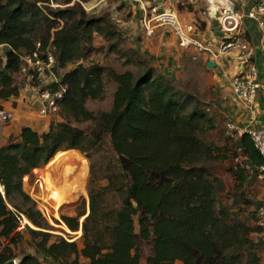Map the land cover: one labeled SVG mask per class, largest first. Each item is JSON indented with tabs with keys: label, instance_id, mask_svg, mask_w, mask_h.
<instances>
[{
	"label": "trees",
	"instance_id": "16d2710c",
	"mask_svg": "<svg viewBox=\"0 0 264 264\" xmlns=\"http://www.w3.org/2000/svg\"><path fill=\"white\" fill-rule=\"evenodd\" d=\"M50 1L0 0V46L6 49L5 61L0 56V101L20 97V55L37 43L51 49L57 72L68 69L59 74L60 84L67 86L61 120L43 134L24 127L0 149V264H42L31 253L15 252L24 229L37 252L56 264H260L259 230L246 209L219 205L225 189L210 165L232 154L222 156L220 148L208 144L216 127L208 104L146 56L139 72L87 64L105 49L96 45L97 37L110 43L109 53L124 54L126 66L133 55L142 54L124 50V35L109 19L86 13L80 1L89 0H62L66 8L57 10ZM197 25L205 31V22L197 20ZM105 77L116 85L112 109L94 113L87 103L106 99ZM74 123H92L95 129ZM238 143L258 173L263 158L247 135ZM107 146L113 155L102 170L94 163L90 167L89 215L81 239L51 234L52 227L24 190V179L60 155L82 153L91 160V154L102 155ZM232 173L241 197L249 175L234 167ZM102 181L107 183L99 185ZM241 205L253 202L244 199ZM22 215L38 229L26 225L19 230ZM84 216L62 220L77 233Z\"/></svg>",
	"mask_w": 264,
	"mask_h": 264
},
{
	"label": "built area",
	"instance_id": "2783aa9c",
	"mask_svg": "<svg viewBox=\"0 0 264 264\" xmlns=\"http://www.w3.org/2000/svg\"><path fill=\"white\" fill-rule=\"evenodd\" d=\"M53 1V0H51ZM206 5L217 8L216 22L221 33V40L209 44L201 38L197 21H189L177 10L163 9L158 4L140 1L145 5L142 26L149 35L158 28H164L172 34L178 47L185 52L194 51V59L205 55L214 63H220L227 55L237 61V74L232 78L233 95L247 105H252L259 95L264 97V0H203ZM256 25L258 40L253 42L246 37V22ZM1 48V46H0ZM3 48V47H2ZM262 58V64L259 59ZM21 69L18 74L23 81L22 88H29L38 94L41 118L53 119L59 116L60 103L67 93V86L60 84L61 78L56 68V57L49 47L43 48L37 43L36 48L29 53L20 55ZM37 84V85H35ZM55 86V88H54ZM14 119V111L0 109V121L4 124ZM227 131L239 140L245 135L249 137L255 149L264 160V129L250 125L239 126L227 122ZM233 167L243 170L249 176L257 175L264 180V164L256 169L244 154L241 144H237L232 158ZM0 194L4 188L0 183ZM19 230H23L22 216ZM253 226L259 230L255 241L264 244V204L256 209ZM17 264V261H15Z\"/></svg>",
	"mask_w": 264,
	"mask_h": 264
},
{
	"label": "rangeland",
	"instance_id": "374dc122",
	"mask_svg": "<svg viewBox=\"0 0 264 264\" xmlns=\"http://www.w3.org/2000/svg\"><path fill=\"white\" fill-rule=\"evenodd\" d=\"M80 2L82 3V6H84V10L89 16L97 18H107L116 26V28L122 31L124 35L123 37L125 39V42L123 41L122 43L124 50L127 48L135 49L139 52L140 50H145L149 56L154 57L155 59H159V61L164 62V64H167L168 60H173V64H175L174 67H180L181 70L179 80H177L179 85L186 88L187 91L196 94L201 100H203V97L205 96V94H207V90H209L210 88L214 73L211 69L207 68L203 60H200V56H198L196 60L194 59V51H183L179 59L180 61H178V59L174 60L175 56H169L167 59L165 57L166 53L163 51L164 49L162 40L165 39V37L169 35V33L164 28H158L155 30L154 34H147L143 26H140V24L137 22V16L132 12L127 0H89L88 2ZM151 2H153V0H151ZM205 4L206 3H204V1L203 3L200 1V7L197 10H194L191 8L192 6L187 3V0H178L175 9H177V11L185 18V15L188 12L194 13L195 20H198L200 22V19H198V15L206 14V11L208 10V8H210L208 10L209 17L212 20L216 19L217 8ZM49 6L52 10H57L66 8L67 5H64L62 0H53L49 2ZM133 23L138 24L139 27L137 25V27L131 28ZM96 45H105V49H102V52L100 54L93 56L89 62H86L87 64L92 62L99 63L106 66L107 68L114 69L118 73H123L127 70H131L133 72L141 71L139 62L145 61L144 59L146 56L143 53H141L142 55H133L132 63L126 66L124 63L126 60L124 54L108 52L107 48L110 45L109 42L104 41V39L101 37H97ZM126 51L128 52L129 50ZM0 56H2L3 61H5L6 49H0ZM67 70H61L60 74L63 75ZM21 79L22 78L20 76H16L17 82L20 85H23V81ZM105 86L106 99L103 101H88L87 108L90 111L99 113L110 111L112 109L113 95L116 85L113 83V81H111V79L105 77ZM74 125L87 131L95 129V125L92 123H74ZM104 151L105 153L103 152L102 155H99L98 153L91 154V160L88 159L85 154L77 151L81 154V156L78 158L83 159L87 165V172L84 177L83 185L84 191L81 190L77 195H75L73 193L74 191H72L69 195L70 198L68 197V199L66 198L65 200H63L57 207H54L55 203L53 200L55 190V177L52 167L53 162L52 164L50 162L48 166H45L43 168L34 169L31 172V175L26 176V179H24V190L35 203L36 209L42 214L47 223L52 227L53 231H51V234L62 236L66 239L75 237L77 235V239H81L83 234L82 224L84 223V218L89 211L88 183L91 164L94 163L97 170L100 171L102 170L103 163L113 155L108 146ZM106 155L107 158L105 160ZM106 183V181H102L99 182V185H103ZM61 186H63V184H61ZM59 188L62 189L63 187ZM223 199V196H220V201H222ZM10 206L13 208L12 205ZM81 212L85 213V216L79 220L81 228L79 229V232L72 233L64 224L62 219L63 217H76L77 214ZM24 218L26 217L24 216ZM29 223L31 229H38L31 222ZM137 224L138 223L136 220V225ZM138 230L139 229L137 225L136 231ZM23 233L24 239L16 247H14L15 252L19 256L23 253H28V251H31V249L33 248L35 249V246L32 244V239L28 234V230L24 229ZM3 244L4 239L0 237V248L3 246ZM79 245L82 246L80 242Z\"/></svg>",
	"mask_w": 264,
	"mask_h": 264
},
{
	"label": "crops",
	"instance_id": "0c3cea01",
	"mask_svg": "<svg viewBox=\"0 0 264 264\" xmlns=\"http://www.w3.org/2000/svg\"><path fill=\"white\" fill-rule=\"evenodd\" d=\"M127 1L132 12L137 16V22L142 26L145 5L140 2L142 0ZM200 1L203 3V0H187V3L192 6V9L197 10L200 7ZM252 1L249 0V3ZM143 2L145 3V1ZM151 3L153 5L158 4L163 9L177 10L175 6L178 0H153ZM208 10L206 14L198 15V19L206 23V29L201 33V38L209 44H216L221 40L222 36L216 20H212L209 17ZM185 16L189 21H197L195 20L194 13L188 12ZM137 25L133 23L131 28L137 27ZM246 26V37L256 42L258 40L256 25L251 21H247ZM162 44L167 59L169 56H175L174 60L178 59L180 61L179 59L183 50L178 47L177 41L172 34L169 33L162 40ZM140 52L146 55L152 64L158 67L168 77L176 81L179 80L181 70L180 67H174L173 60H168L167 64H164L159 59L149 56L145 50H140ZM199 58L204 61L206 66L211 61L205 55H201ZM259 61L262 64V58ZM214 64V68L211 69L214 77L209 90H207V94L203 97V101L209 106V114L214 119L216 125L215 130L208 137V144L220 148V155L222 156H230L232 154L230 159L217 161L210 165L214 175L222 181L225 189L221 195L224 199L220 201L219 198V205L222 208H226L236 203L237 206L235 209L237 207L245 208L250 215L249 222L253 225L257 207L264 204V180H261L257 175L248 176L245 190L242 192L243 196L239 197V194L235 190L236 180L232 173V158L239 140L226 130L225 125L227 122H234L239 126L250 125L264 129V97L259 95L256 101L249 106L233 95L231 81L237 74V61L233 56L227 55L220 63L216 62ZM0 105L6 111H14V119L10 123L4 124L0 121V149L8 142L11 136H20L24 127H30L39 134H43L49 131L53 121L61 120L59 116L53 119L41 118L38 113V94L26 87L21 89L19 98L0 101ZM244 199L252 201L253 205L249 207L241 205ZM28 253L36 256L42 264H56L49 257L38 253L34 248L28 251ZM259 257L260 264H264L263 243L259 245ZM82 264H88V261L83 260Z\"/></svg>",
	"mask_w": 264,
	"mask_h": 264
},
{
	"label": "bare ground",
	"instance_id": "6f19581e",
	"mask_svg": "<svg viewBox=\"0 0 264 264\" xmlns=\"http://www.w3.org/2000/svg\"><path fill=\"white\" fill-rule=\"evenodd\" d=\"M52 167L55 177L53 200L55 203L54 207H57L63 200L66 198L68 199L72 191H74L73 193L77 195L81 190H83L87 165L83 159L78 158L75 155L67 157L60 155L54 160ZM61 184H63V186H61ZM59 187L63 188L60 189ZM24 224L30 226V223L26 218H24Z\"/></svg>",
	"mask_w": 264,
	"mask_h": 264
},
{
	"label": "water",
	"instance_id": "95a60500",
	"mask_svg": "<svg viewBox=\"0 0 264 264\" xmlns=\"http://www.w3.org/2000/svg\"><path fill=\"white\" fill-rule=\"evenodd\" d=\"M214 66H215V64H214L213 61H210V62H208V64H207V68H208V69H213ZM88 215H89V211H88V214L85 216V218H86ZM85 218H84V219H85ZM81 223H82V222H81ZM70 232H71V231H70ZM8 264H16V262H15V261H11V262H9Z\"/></svg>",
	"mask_w": 264,
	"mask_h": 264
},
{
	"label": "clouds",
	"instance_id": "9594fccd",
	"mask_svg": "<svg viewBox=\"0 0 264 264\" xmlns=\"http://www.w3.org/2000/svg\"><path fill=\"white\" fill-rule=\"evenodd\" d=\"M79 152V151H78Z\"/></svg>",
	"mask_w": 264,
	"mask_h": 264
}]
</instances>
